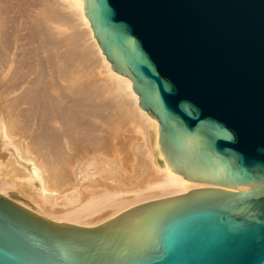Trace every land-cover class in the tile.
I'll use <instances>...</instances> for the list:
<instances>
[{
  "label": "water",
  "instance_id": "95a60500",
  "mask_svg": "<svg viewBox=\"0 0 264 264\" xmlns=\"http://www.w3.org/2000/svg\"><path fill=\"white\" fill-rule=\"evenodd\" d=\"M111 70L203 185L99 225L0 195V264H264V0H82Z\"/></svg>",
  "mask_w": 264,
  "mask_h": 264
},
{
  "label": "bare ground",
  "instance_id": "6f19581e",
  "mask_svg": "<svg viewBox=\"0 0 264 264\" xmlns=\"http://www.w3.org/2000/svg\"><path fill=\"white\" fill-rule=\"evenodd\" d=\"M138 102L82 0H0L1 196L58 223L99 226L204 188L171 172Z\"/></svg>",
  "mask_w": 264,
  "mask_h": 264
},
{
  "label": "rangeland",
  "instance_id": "374dc122",
  "mask_svg": "<svg viewBox=\"0 0 264 264\" xmlns=\"http://www.w3.org/2000/svg\"><path fill=\"white\" fill-rule=\"evenodd\" d=\"M3 168H4V170H5L6 172L10 170V167L8 166L7 162H4V163H3ZM18 199H19V200H22L20 197H18Z\"/></svg>",
  "mask_w": 264,
  "mask_h": 264
}]
</instances>
